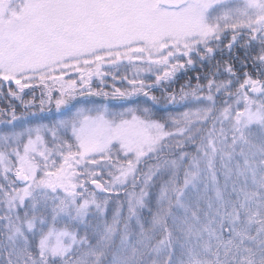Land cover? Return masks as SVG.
<instances>
[{"label":"snow or ice","instance_id":"6c2138e0","mask_svg":"<svg viewBox=\"0 0 264 264\" xmlns=\"http://www.w3.org/2000/svg\"><path fill=\"white\" fill-rule=\"evenodd\" d=\"M0 264H264V0H0Z\"/></svg>","mask_w":264,"mask_h":264},{"label":"trees","instance_id":"16d2710c","mask_svg":"<svg viewBox=\"0 0 264 264\" xmlns=\"http://www.w3.org/2000/svg\"><path fill=\"white\" fill-rule=\"evenodd\" d=\"M182 82V81H181ZM38 94V93H37Z\"/></svg>","mask_w":264,"mask_h":264},{"label":"rangeland","instance_id":"374dc122","mask_svg":"<svg viewBox=\"0 0 264 264\" xmlns=\"http://www.w3.org/2000/svg\"><path fill=\"white\" fill-rule=\"evenodd\" d=\"M38 95V94H37Z\"/></svg>","mask_w":264,"mask_h":264}]
</instances>
